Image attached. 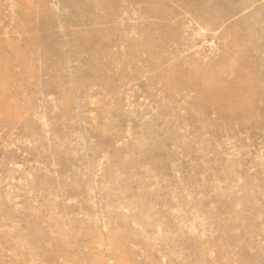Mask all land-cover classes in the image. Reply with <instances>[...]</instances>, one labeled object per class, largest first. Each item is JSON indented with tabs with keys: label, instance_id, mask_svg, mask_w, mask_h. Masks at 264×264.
<instances>
[{
	"label": "rangeland",
	"instance_id": "1",
	"mask_svg": "<svg viewBox=\"0 0 264 264\" xmlns=\"http://www.w3.org/2000/svg\"><path fill=\"white\" fill-rule=\"evenodd\" d=\"M0 264H264V0H0Z\"/></svg>",
	"mask_w": 264,
	"mask_h": 264
}]
</instances>
